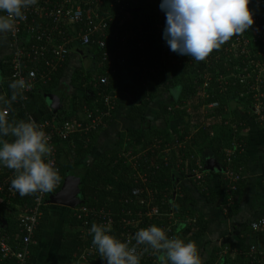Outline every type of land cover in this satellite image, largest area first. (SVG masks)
Returning <instances> with one entry per match:
<instances>
[{
    "label": "trees",
    "instance_id": "1",
    "mask_svg": "<svg viewBox=\"0 0 264 264\" xmlns=\"http://www.w3.org/2000/svg\"><path fill=\"white\" fill-rule=\"evenodd\" d=\"M258 1L259 2L255 4V0H250V10L252 11L253 16L259 19L264 31V0ZM122 3L128 4L124 11L128 22L135 24L138 22L140 25L145 26L146 24L144 22L145 20H148L151 23L150 25L153 26L152 24L155 22L156 14L159 11L160 0H140L137 7H131L128 0H125ZM137 8H140V11L134 12L133 10ZM141 11L143 13H140ZM139 17L146 19L139 21L137 20ZM128 22L125 26L123 25L121 28H116V30L124 31L127 29ZM20 35L22 38L28 34H26L25 31H22ZM232 38L233 37L227 42ZM145 39L150 45L147 52V48L143 49L147 55L153 57H157L158 55L159 57V53H161L162 50H165L166 52H170L172 57H180V55L169 50V47L163 39V35H159L151 40L149 37H145ZM27 41L28 43L30 42L28 38ZM73 43L74 46L80 47L77 40ZM106 44V50L112 51L113 48L110 47L114 45V42L110 40L108 42L106 41ZM224 45L225 44H223L218 50H213L209 55L211 56L222 53ZM255 45L258 49H261L264 46L260 42H257ZM80 48L83 51L82 53L86 55L85 57H89L92 60L93 68L99 72L98 75H103L108 64L107 61L102 58V51L94 42ZM140 51L141 50L133 45L132 47L125 48V52L128 54V69H131V63L132 61H135V58H137ZM185 58H188L191 61L187 60L179 65L172 64L170 61H157L154 64L156 67L154 73L151 75V81L145 89L139 84L136 71V74L133 76L132 84H124L121 81L122 75H124L125 72L128 73L126 70L118 69L119 72L117 77H110V86L116 91V108L121 93L133 94L132 96L136 97V101L134 102L130 113H128L127 119L129 121H139L141 125L140 128H132L127 131L126 138L128 139L122 138L117 150L104 152L98 156L92 165H88L86 162V158L92 149L94 138H96L104 128L109 127L113 123V117L111 119L104 117L102 120V126L95 132L86 135L73 133L65 140L59 138L55 140L58 156L62 150H65L69 156L68 160L65 162H60V160H58L57 166L59 169L58 175L60 176V183H62L64 176L69 171H73L72 169H74V167L79 166L83 171L79 185L81 199V204L79 206L89 209L92 208L94 210L93 213L91 212L92 214L90 213L87 216L82 215L80 219L69 214V218H67L68 225H66V228L63 231L59 243V250L51 264H75L76 261H79L78 258L84 247H86V250L90 246L96 248L92 244V236L89 232L87 234L86 230H89L93 223L100 224L105 222V218H102L99 214L100 211L108 213L112 218V221L115 219L110 234L121 241L129 242L130 247L135 246L137 248L138 246L135 244L134 240V234L137 230L149 227L153 224L158 226L160 223H165V214L168 212L169 205L164 199H173L172 208L175 212V217L177 218L175 237H178L185 242H188V235L197 238L202 237L207 229V221L204 217L194 212V198L188 194V192L185 190L183 191L181 187H179L180 185L176 183V179L178 177H188V174L186 173L187 170L194 166L195 160L198 159L200 162L203 161L202 154L205 150L209 152L210 156L217 159L218 162L224 166L223 150L234 138L238 141H243L245 143V149L242 153L237 154L234 157L232 161L233 163L231 164L232 169L239 171L241 179L236 185V190L231 194L232 204H228L224 215L231 218L237 213L240 192L243 188L244 177L247 171L246 164L248 158L249 136L246 133L239 134L241 126L236 127V129L233 130L225 124V121L230 123L235 122L237 125L243 122L245 117L243 116L242 118V115H247L248 113V110L244 109L252 103L251 93L245 83H240L239 80L233 76L227 79V84L224 88L220 91L217 90L219 85L215 79V69H218L222 76L226 75L225 69L229 67V64L225 61L224 57L215 60L207 69V73L211 77L210 87L214 88L215 91H210V97L207 98L204 103L218 101L220 106L209 110L207 114H204L195 90L197 85L193 83L194 79L200 80L197 69L202 68L204 64L200 61H195L188 56H185ZM241 58L242 57L237 55V57H232L230 61L232 63H238L241 61ZM5 59L7 64L6 67L1 66V73L6 78V81L3 83V86H5L6 89L5 96H10L11 90L8 85L13 80L10 78L11 67L9 65L8 55ZM69 60L70 53L66 58V61L60 69H58L56 74L51 77V80L47 84L37 85L34 91L26 94L25 100L18 99L12 104L11 109L5 108L4 110L7 111L6 115L8 119L10 121H17L19 118L27 114L44 111L47 107L48 97L53 92L55 85L61 81L60 78L64 74L63 72L67 67ZM84 70L85 68L83 66H77L70 76V85L82 89L83 95L80 97L72 96L71 103H67L66 98H64V103L62 101L60 102L56 113L44 115L43 120L54 122L58 126H61V124L66 121L73 123L81 122V124H85V118H83V116L86 111L94 112L96 109L101 110L104 108L103 101L97 96V89H94L90 83L92 74ZM92 77L95 78V76ZM160 84L162 87L158 86ZM173 88L179 89L180 100H182L176 101L173 106L164 102L160 103L156 115L157 118L163 121L165 128L157 129L152 126L147 116L148 106L155 97L157 98L158 93L160 94L163 90H171ZM184 101L187 102L185 103L186 105L182 103ZM80 112H82V114ZM177 121H182V124L177 127L173 126L169 132H167V127L172 126V124ZM258 124H260L258 132L264 131V124ZM244 127L245 124L243 125V128ZM178 131H180L179 134L177 133ZM190 132L192 135H190ZM189 135L192 137L188 141L186 148L179 149V152L177 153L174 150L170 152L168 155L169 159L165 163L163 160V154H157V150L152 148V144L160 145L162 148L166 143L172 145L175 140L180 141L185 136ZM189 154H196V157L186 158V155ZM131 158L133 160L137 158L138 160L135 167L128 163V160ZM184 159H187L185 160L186 163H180V161ZM153 161L154 163H151ZM155 163L159 164V168L154 166ZM177 164H180V166L177 167ZM139 173L146 174L147 179H145V182L139 177ZM187 179L192 182L191 178ZM195 187L199 191V194L204 197L206 203H214L217 201L218 194L216 191H210V188L206 191H202L196 185ZM150 188L153 190V202L159 205V210L162 215L159 219L151 222L147 221V219H143V221H140L137 226L133 224L124 227V224L120 222L121 217L117 215V213L127 207L122 204V201L132 198V202L129 203L130 206L140 209L141 204L137 201L138 199H134L136 197H134L135 195L132 190H143V192L139 193L140 198L148 199L146 197L147 193H145L144 190ZM220 189L222 195L220 209L222 211L223 207L225 205L227 206V198L229 196L222 180H220ZM262 189L264 191V180ZM173 192H175L174 197ZM33 194L23 197L19 196L9 205L0 202V209L4 210L5 214L11 215V217L15 219L13 221L15 224L13 225L16 226L10 234L14 235L16 242H19L20 240V235L17 229V220L18 214L22 209L21 207H23V205L18 206L17 204L18 202L21 203L23 201H26L27 204ZM162 201L164 202L162 203ZM44 207L43 215L40 218L37 229L32 237L33 242L30 244V256L27 260V264H30L35 255L37 244L41 241L42 232L50 219V216ZM142 209L144 210V207ZM8 228L9 226L4 229L0 224V232H4ZM249 231L251 232L250 236H254V233L260 237L264 236V231L254 232L250 228ZM141 246L142 249L137 252L140 256V264H159L157 259L158 254L146 245ZM249 247L250 246L243 247L240 245H233V247L230 246L229 251H234L233 257H231L228 252L220 254L222 250L214 248L208 257L201 261V264H227L228 262L229 264H247L248 260L245 254L248 252ZM146 248L147 250H145ZM257 250L264 252V248ZM153 252L155 253V256L151 257L150 254ZM87 260L89 264H105V260L97 255L87 256ZM2 264H14V261L8 260Z\"/></svg>",
    "mask_w": 264,
    "mask_h": 264
},
{
    "label": "built area",
    "instance_id": "2",
    "mask_svg": "<svg viewBox=\"0 0 264 264\" xmlns=\"http://www.w3.org/2000/svg\"><path fill=\"white\" fill-rule=\"evenodd\" d=\"M125 0H37V3L24 11V20L17 19L15 21V30L6 34L7 38V50L9 65L11 67L10 78L12 80L24 79L29 85L27 90L23 93V99L25 100L26 94L35 90L37 85L47 84L51 77L56 74L58 69L63 65L68 57L72 47H74V41L77 40L80 47H85L94 42L95 45L102 51L103 60L107 61V68L103 75H97L92 78L90 83L94 89H97V96L103 101L104 108L96 111H86L84 113L85 124L81 122H64L61 126H58L54 122L48 120L35 121L36 124L45 132L49 137L48 143L52 147V153L50 160L53 166L59 171L58 154L55 146V140H65L70 134H89L99 130L102 126V120L104 117L111 119L114 117L116 109V91L110 86V77H117L118 69H124L127 67L126 58L128 56L125 52V48L136 46L141 52L138 54L134 71L137 72L138 79L143 86H148L151 81V75L155 71L157 61L164 62L170 61L172 64L179 65L184 61H191L185 56L172 57L170 52L162 50L159 53V57H153L145 54L144 48L149 49L150 45L146 41L145 37L156 38L159 35H163V29L165 27V13L159 8L156 14V19L153 26L150 21L145 20V26L128 22L124 11L128 4H124ZM255 4L259 1L255 0ZM161 2V0H160ZM249 9L251 4L249 3ZM143 17H139L137 20L143 21ZM253 24L245 30L242 34L234 35L233 38L226 42L223 46V52L216 55H208L205 60H202V68L197 69L199 79H194L193 83L196 86V94L199 104L202 108V112L207 114L209 110L215 109L220 106L218 101H211L204 103V101L210 97V91H215L210 87L211 77L207 73L209 65L213 64L215 60L225 58L229 67L225 69L226 75L220 74L218 69H215L216 81L218 82V89L221 90L227 84V79L232 76L239 80L240 83H245L249 92L251 93L252 103L247 106V115L244 117H251L258 120L259 123L264 124V46L261 49L256 47V43L260 42L264 45V31L258 18L253 16ZM128 22V27L124 31H117L116 28L125 26ZM134 25V27H133ZM25 31L26 36L21 38L20 33ZM30 41L28 43L27 41ZM114 42L110 48L112 51L106 50V41ZM31 43V44H30ZM239 55L241 61L238 63H232L230 60L232 57ZM210 87V88H209ZM184 105L185 102H183ZM6 113L7 111L4 110ZM225 124L232 128L241 126L239 134L245 133L244 123L241 122L237 125L235 122L225 121ZM194 132V131H191ZM190 132V135H192ZM185 136L182 140L175 142L172 145L168 143L163 145L152 144V148L157 150V154H163L164 163L169 159L168 155L173 150L177 153L179 149L186 148V145L192 136ZM245 149V143L233 139L230 144L223 150V162L221 170V180L224 183L226 192L228 193L227 206L222 209L223 213H226L228 204H232L231 194L236 190V185L240 181L241 176L239 171L232 169L231 164L237 154H240ZM182 156V154H181ZM196 154L186 155V158H194ZM185 160H181L184 164ZM128 163L132 166H136L138 163L137 158L134 160L131 158ZM151 163H154L151 162ZM154 165V164H153ZM156 168H159V164L155 163ZM177 167L180 164L176 165ZM185 170V169H184ZM192 182L199 187L202 191L208 189L206 182V171L203 168L202 162L198 159L195 160L194 166L189 168L186 172ZM15 176V171L0 166V202L10 204L18 195L14 189L10 187L11 180ZM139 177L145 182L147 179L146 174L139 173ZM61 186L60 181L57 183L55 189L59 190ZM58 187V188H57ZM54 189V190H55ZM134 199H138L141 204L140 209L130 206L131 199H125L122 204L127 206L121 212L117 213L120 218V222L127 225L136 226L143 219L147 221H154L159 219L162 215L159 210V205L153 202V190H144L147 193L145 198H140L139 193L143 190L133 189ZM49 193H34L31 196L30 201L21 207L18 214L17 229L20 235L19 242L11 240L6 233L0 232V264L5 261H14V264H27V260L30 256V244L33 242L32 237L35 233L39 220L43 215V207L45 206V197ZM175 192H173V197ZM170 199V198H169ZM136 201V202H137ZM169 205L168 212L165 214V223L158 224L169 237H175V227L177 224V218L172 208V201L164 199ZM162 201V203L164 202ZM145 205V206H144ZM144 207V210L142 209ZM73 216L80 219L82 215L87 216L94 209L77 206L72 209ZM91 213V214H92ZM102 218H105V222L110 224L111 227L115 223L112 221L110 215L106 212H99ZM248 227L254 232L264 231V217L256 218L248 223ZM89 230H86L88 234ZM83 235V234H82ZM137 252L142 249L141 245H137ZM227 252V251H226ZM226 252H223L225 254ZM97 255L99 252L96 248L90 246L87 250L83 248L78 258V262L75 264H89L87 256ZM247 258V264H264V252L257 250L255 245L249 247L248 252L245 254ZM151 257L155 256L153 252ZM100 257V256H99ZM101 258V257H100Z\"/></svg>",
    "mask_w": 264,
    "mask_h": 264
},
{
    "label": "clouds",
    "instance_id": "3",
    "mask_svg": "<svg viewBox=\"0 0 264 264\" xmlns=\"http://www.w3.org/2000/svg\"><path fill=\"white\" fill-rule=\"evenodd\" d=\"M36 3L37 0H0V36L13 32L15 21L25 19L23 10ZM249 3L250 0H161L159 8L165 13L163 39L170 51L195 61L205 60L213 50L253 24ZM8 87L11 95H0V166L15 171L10 187L20 196L51 193L60 176L50 160L49 137L31 117L10 121L4 111L23 99L29 85L19 79ZM110 233L111 225L107 223H93L89 229L92 244L105 264H140L136 247ZM134 240L136 245H146L156 252L159 264H201L195 242L169 237L157 225L137 230Z\"/></svg>",
    "mask_w": 264,
    "mask_h": 264
},
{
    "label": "crops",
    "instance_id": "4",
    "mask_svg": "<svg viewBox=\"0 0 264 264\" xmlns=\"http://www.w3.org/2000/svg\"><path fill=\"white\" fill-rule=\"evenodd\" d=\"M128 2L131 7H137L140 0H128ZM6 44L7 38L6 34H4L3 36H0V95L4 96L6 93V89L5 86H3V83L4 81H6V78L1 73V66L6 67L7 64L5 59L8 53ZM147 51L148 50H146V52ZM82 52L83 51L80 47L74 46L71 49L70 60L68 61L67 67L63 72L64 74L60 78L61 81L56 84L55 88L53 89L52 93H56L59 95V104L61 101L63 102V100H65L64 98H66L67 103H71L70 101L72 100V96L80 97L83 95L82 89H78L77 87L70 85V76L73 72L71 71V69L74 68L75 64L79 67L84 65L83 61H88L90 65H86L84 71L90 73L94 70L93 64L91 62L92 60L89 57H85L86 55H84ZM146 52L145 54H147ZM126 61L128 65L127 58ZM135 61H132L130 67L131 69H128L127 67L123 69L128 73L125 72V74L122 75V83L132 84L133 76L134 74H136L133 69ZM158 86L160 87L161 84ZM176 89L177 88H173L171 90H163L160 92V94L158 93L157 98L155 97L151 101L150 105L148 106L147 116L153 127L157 129L165 128L163 121L157 118V109L161 102L173 106L176 101L180 100L179 91L176 92ZM132 95L133 94L130 93H121L119 95L117 108L114 112L113 123L109 127L104 128L97 135V137L94 138L92 149L90 150V153L86 158V162L88 165H92L96 161L98 156H100L104 152L117 150L121 139H128L126 138V134L129 129L140 128L141 125L139 121H129L127 119L128 113H130V110L134 102L136 101V97H133ZM48 99H50V97H48ZM58 108L59 106H57L56 108L54 107V110L50 109L49 102L47 100V107L44 109V111H37L31 114H27L25 116H22L18 120L31 117V119L34 121H43L44 115L50 113L54 114L56 113ZM80 113L82 114V112ZM243 122L245 124V133L249 136L248 158L246 164L247 171L245 173L243 188L240 192L237 213L235 214V216L231 218L226 217L220 209V200L222 197L220 189V172L206 171V182L208 188H210V191H216L218 194V199L214 203H206L204 201V197L199 194V191L197 190L195 185L189 179H187L189 177H178L176 179V183L180 185L179 187H181L183 191L185 190L186 192H188V194H190L194 198V212L204 217L207 221V229L202 237L197 238L191 235L187 236L188 241H193L196 243L198 247V254L202 259L201 261L207 258L214 248L222 250L220 254L227 251L231 255V257H233L234 251H229V247H233V245H240L243 247L255 245L257 249L264 248V236L260 237L255 233L254 236H250L251 232L249 231V227L247 226V224L251 220L264 217V191L262 189L264 180V131L258 132V127L260 124H258V120L254 118H251L249 116L245 117ZM175 123V127H177L182 124V121H177ZM173 126L167 127L166 131L169 132V130ZM177 133L179 134L180 131H178ZM202 155L203 165L206 158L215 159L214 157L210 156L207 150H205ZM68 157L69 156L67 155L66 151L62 150L60 151L58 160H60V162H65L66 160H68ZM215 160L218 162L217 159ZM219 164L221 166V163ZM72 170L73 171H69L67 174L78 175L80 177L83 175V171L79 166L74 167V169ZM57 191L58 190H55L54 192L49 193L46 198L44 208L48 212L50 219L42 232L41 241L37 244V251L33 256L30 264H51L53 262L55 255L59 250V243L61 241L63 231L65 230L66 225H68L67 218H69V214L74 215L73 210H70V208L62 206L61 204L49 202V197L51 195H54ZM19 196L20 195H17L16 198H18ZM25 204L26 201H23L21 203L18 202L17 205L21 206ZM14 220L15 219L11 217V215L5 214L4 210L0 209V224L4 229L9 226V228L4 232L9 238H11V240H15L14 235L10 234V232H12V230L16 226L13 225L15 224L13 222ZM227 264H229V262Z\"/></svg>",
    "mask_w": 264,
    "mask_h": 264
},
{
    "label": "water",
    "instance_id": "5",
    "mask_svg": "<svg viewBox=\"0 0 264 264\" xmlns=\"http://www.w3.org/2000/svg\"><path fill=\"white\" fill-rule=\"evenodd\" d=\"M137 12V10H133ZM54 103V107L59 106V95L56 93H51L49 95ZM203 168L205 171H217L221 172L220 164L213 158H206L204 161ZM81 177L78 175L67 174L64 176L59 190L49 197V202L61 204L62 206L68 207L70 209L75 208L81 204L80 199V185Z\"/></svg>",
    "mask_w": 264,
    "mask_h": 264
},
{
    "label": "rangeland",
    "instance_id": "6",
    "mask_svg": "<svg viewBox=\"0 0 264 264\" xmlns=\"http://www.w3.org/2000/svg\"><path fill=\"white\" fill-rule=\"evenodd\" d=\"M140 13H143V12L141 11ZM83 62H84L83 67L86 68L85 66L88 65L89 62H88V61H87V62H86V61H83ZM89 65H90V64H89ZM74 67H75V68H72L71 71H73L74 69H76V68H77V65L75 64ZM90 74H92V75H91V78H90V79H92V78H93L92 76H97V75L99 74V72L96 71V70H93L92 72H90ZM127 94H128V93H127ZM48 102H49V107H50V109L54 110V103H53V101L51 100V98L48 99ZM175 124H176V123L174 122V123L172 124V126H173V125L175 126Z\"/></svg>",
    "mask_w": 264,
    "mask_h": 264
},
{
    "label": "flooded vegetation",
    "instance_id": "7",
    "mask_svg": "<svg viewBox=\"0 0 264 264\" xmlns=\"http://www.w3.org/2000/svg\"><path fill=\"white\" fill-rule=\"evenodd\" d=\"M135 10H137V12H139L140 11V9L138 8V9H135Z\"/></svg>",
    "mask_w": 264,
    "mask_h": 264
}]
</instances>
